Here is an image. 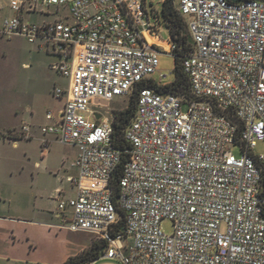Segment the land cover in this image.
Returning <instances> with one entry per match:
<instances>
[{"label":"built area","instance_id":"obj_1","mask_svg":"<svg viewBox=\"0 0 264 264\" xmlns=\"http://www.w3.org/2000/svg\"><path fill=\"white\" fill-rule=\"evenodd\" d=\"M177 8L193 43L182 61L190 96L139 85L171 84L159 55L177 49L160 37L146 0H0V36L40 42L68 80L55 89L66 98L60 115L41 131L77 149L67 176L75 195L58 199L53 226L106 242L85 264H264V152H255L264 144V0H178ZM39 14L48 20H33ZM135 92L116 195L119 111L107 104ZM1 137L33 134L23 124Z\"/></svg>","mask_w":264,"mask_h":264},{"label":"rangeland","instance_id":"obj_2","mask_svg":"<svg viewBox=\"0 0 264 264\" xmlns=\"http://www.w3.org/2000/svg\"><path fill=\"white\" fill-rule=\"evenodd\" d=\"M163 1L146 0L152 20H156L155 13L159 15L160 37L168 40L171 35L163 17ZM33 20L40 22L48 20V17L39 14L34 16ZM55 60L56 57L39 50L36 43H31L26 38L0 36V116L2 120L11 119L17 122L19 128L22 122L13 114L21 112L27 105H32L39 113L38 115L43 118L48 109L58 105L59 99L54 95V90L56 87L66 86L67 79L51 67ZM159 61V69L169 74L166 83L172 82L176 76L175 56L161 53ZM25 64H29V67ZM154 78L158 79L159 73L155 74ZM130 102V94L118 95L108 102L107 106L115 112L122 111L129 107ZM43 120L45 123V118ZM26 121L29 124L31 122L29 118ZM43 124L39 127L32 126L33 138H15L19 139L17 147L8 141L5 144L2 139L0 140V184L3 187L4 199L7 200L6 204L10 205L12 213L30 215L32 209L27 208L33 206L36 194L38 205L44 209H55L57 204L52 199L54 196L52 190L58 184L63 185L65 197L75 195V190L66 181L67 172L62 166L63 161L69 163L76 158L77 149L55 141L51 135H44L41 131ZM45 136L49 139H45ZM43 140L47 141L43 142ZM51 143L53 144L50 146ZM43 149H47V152ZM234 152L240 155L241 150L235 147ZM255 152L257 154L264 152V144L259 143ZM37 161L40 162V166L35 165ZM57 173L59 174L56 176ZM60 180H63V183ZM2 203L4 201H1L0 205ZM161 227L168 235L174 230L173 223L168 219L161 222ZM36 236L42 243L51 242L50 236L43 228L36 229ZM91 238L92 235L89 233L61 230L57 238H52L53 248L61 252H73L90 243Z\"/></svg>","mask_w":264,"mask_h":264},{"label":"crops","instance_id":"obj_3","mask_svg":"<svg viewBox=\"0 0 264 264\" xmlns=\"http://www.w3.org/2000/svg\"><path fill=\"white\" fill-rule=\"evenodd\" d=\"M35 43L37 44L39 50L45 51L47 54L56 57V60L51 65V67L55 69L54 65L60 60L59 56L53 54L49 50L41 49L40 42H35ZM25 66L29 67V64H25ZM66 86H63L62 88H65ZM54 95L59 99L58 100L59 102L58 105H55L53 109H48L45 112L44 115L45 123L43 122L44 118L41 117V115H38L39 113L34 109L32 105H27L25 109H23L21 112H17L13 115L15 117H18L19 120H21L22 122L21 126L23 124L30 125L31 132L32 134H34L32 131L33 125L39 127V125L43 123L44 124L42 126L53 123L55 119L58 118V116L60 115V112L64 107L66 98L65 96H58L55 93V90H54ZM49 111H51L55 116L53 120L52 119L48 120L46 118V114ZM28 118L31 121L30 124L29 122L27 123L26 121ZM17 125H18L17 122H13L11 119L2 120L0 116V132L4 133L9 130L17 129L18 128ZM1 139L5 144L6 141H8V143L13 144V146L15 147L19 146V139H9L2 137L0 138V140ZM52 144L53 143H51L50 146ZM50 146L48 148H50ZM43 150L44 152H47V149H43ZM74 160L75 159L71 160L69 163L67 161H63L62 168H64L65 169L64 171L67 172V176L74 173V168L72 165ZM35 165L40 166V162L37 161ZM58 174L59 173H57L56 176ZM62 181L60 180V182ZM66 181H67V177H66ZM52 191H53L52 194H54L52 199L57 204L55 209H44L43 207L38 205L37 204L38 195L36 194L34 196L35 200L33 202V206L27 208V209H32L30 212L31 214L22 215V214L12 213V209L10 205L6 204L7 200L4 199L5 197L3 196V187L0 184V202L4 201L5 203V204L2 203L0 205V264H63L71 256L79 255L84 250L88 249L91 246L93 242L92 234H91L92 238L90 243H87L86 245H83L80 248L73 250V252H68V251L61 252L60 250L58 251L53 248L52 238L54 237L57 238L59 236V232L62 230L53 226L54 224H59L61 222L62 211L58 207V201H59L58 199L60 198L67 199L70 197H65V192L62 184H58V186H56L55 189H53ZM37 228H43L47 231V235L50 236L51 239L50 243H42L41 241H39V239L36 236ZM94 264H119V263L111 260H99Z\"/></svg>","mask_w":264,"mask_h":264},{"label":"trees","instance_id":"obj_4","mask_svg":"<svg viewBox=\"0 0 264 264\" xmlns=\"http://www.w3.org/2000/svg\"><path fill=\"white\" fill-rule=\"evenodd\" d=\"M240 1V0H230ZM163 17L170 30L171 39L176 43L175 51L176 59V76L173 82L166 86L158 85L153 79L141 82L139 85L143 87H152L163 92L176 93L178 95H191V84L189 76L185 73L182 65L183 56L191 49L193 43L189 33L187 22L177 8L176 0H164L162 6ZM137 109V92L131 96V102L127 109L117 112L115 116L113 145L122 151V162L115 173L116 195L118 194L117 181L122 176L123 166L129 160L130 144L125 138V130L135 116ZM91 246L84 250L81 254L71 256L63 264H85L101 258L107 246L105 241L93 240Z\"/></svg>","mask_w":264,"mask_h":264},{"label":"water","instance_id":"obj_5","mask_svg":"<svg viewBox=\"0 0 264 264\" xmlns=\"http://www.w3.org/2000/svg\"><path fill=\"white\" fill-rule=\"evenodd\" d=\"M165 94V93H164ZM97 117H99V115L97 114Z\"/></svg>","mask_w":264,"mask_h":264}]
</instances>
